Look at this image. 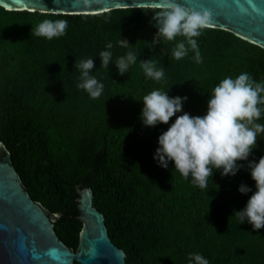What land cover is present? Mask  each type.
Wrapping results in <instances>:
<instances>
[{
  "label": "trees",
  "instance_id": "1",
  "mask_svg": "<svg viewBox=\"0 0 264 264\" xmlns=\"http://www.w3.org/2000/svg\"><path fill=\"white\" fill-rule=\"evenodd\" d=\"M160 8H115L92 14L6 10L0 6V141L29 195L50 212H60L54 229L75 249L81 223L76 187H90L93 205L103 214L111 241L125 252L126 264H190L200 254L209 264H264V229L253 231L234 211L253 192L247 161L235 176L214 170L200 189L153 159L158 136L168 125L145 127L142 99L153 90L187 97L182 113L206 114L213 88L224 78L248 73L264 82V49L230 31L206 27L195 37L202 62L189 50L181 60L173 49L185 38L167 41L152 19ZM45 19L68 21L66 34L48 40L32 34ZM153 25L154 42L138 30ZM132 39L130 49L117 41ZM187 46V45H186ZM112 54L108 68L99 54ZM137 56L127 73L114 63ZM94 59L91 75L103 83L92 99L78 88L82 60ZM163 69L162 82L147 78L141 61ZM261 107H264L262 105ZM264 124V114L257 121ZM264 156V133L249 160ZM245 184L252 189L241 194ZM76 264H78L76 262Z\"/></svg>",
  "mask_w": 264,
  "mask_h": 264
},
{
  "label": "clouds",
  "instance_id": "2",
  "mask_svg": "<svg viewBox=\"0 0 264 264\" xmlns=\"http://www.w3.org/2000/svg\"><path fill=\"white\" fill-rule=\"evenodd\" d=\"M94 2L98 0H80L85 7H90ZM152 19L155 21L156 34L165 40L173 41L178 36L185 38L173 49L176 60L183 59L192 50L196 62H202L194 38L208 26L207 12L192 11L175 0H163L160 10ZM67 27V20L45 19L36 25L32 34L52 40L65 35ZM99 58L101 67L109 69L112 64L111 52L102 51ZM136 61L137 56L128 52L114 65L118 73L124 75ZM76 67L80 70L78 88L85 90L92 99L99 98L104 85L91 75L95 67L94 59L82 60ZM141 67L147 78L157 82L164 80L163 69H158L154 61H141ZM168 92L153 90L142 99L143 108L139 119L143 126L152 128L159 124L168 125L176 117L167 130L158 136V147L153 159L165 169L169 162H173L174 170L185 179L191 177L192 184L200 189L208 188V178H212L214 170H220L222 177L235 176L243 167L238 162L247 161L256 190L245 207L234 211V214L242 224L247 221L253 231L264 229V156L258 161L249 160L257 147L258 135L264 133V124L257 123L264 114V107H261L264 105V82H255L246 72L236 78H224L209 95L206 114L203 116H191L187 112L176 115L182 113L187 97H170ZM238 191L246 195L252 189L241 184ZM189 259L190 264H209L200 254H190Z\"/></svg>",
  "mask_w": 264,
  "mask_h": 264
},
{
  "label": "water",
  "instance_id": "3",
  "mask_svg": "<svg viewBox=\"0 0 264 264\" xmlns=\"http://www.w3.org/2000/svg\"><path fill=\"white\" fill-rule=\"evenodd\" d=\"M207 12V27L224 29L264 49V0H175ZM163 0H98L85 7L80 0H0L6 10L55 14H92L115 8H160ZM81 223L75 249L59 239L50 212L29 195L9 150L0 141V264H126L125 252L110 239L103 214L93 205V192L76 187Z\"/></svg>",
  "mask_w": 264,
  "mask_h": 264
},
{
  "label": "rangeland",
  "instance_id": "4",
  "mask_svg": "<svg viewBox=\"0 0 264 264\" xmlns=\"http://www.w3.org/2000/svg\"><path fill=\"white\" fill-rule=\"evenodd\" d=\"M152 26H153L152 24L151 25H147V26H144L142 29H139L137 31L138 32V35H139V39L146 40L149 45H152L153 42H154V31H153V27ZM117 42L121 46H124V47L127 45L128 46V49H130V47L132 45V39L131 38H128L127 36H123V37L119 38ZM122 57H125V56H122ZM261 134L258 135L257 139H259V137H260Z\"/></svg>",
  "mask_w": 264,
  "mask_h": 264
}]
</instances>
